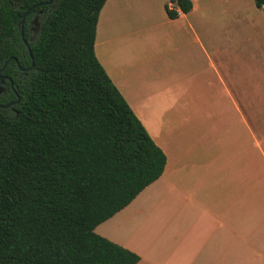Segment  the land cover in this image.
<instances>
[{"label":"crops","instance_id":"1","mask_svg":"<svg viewBox=\"0 0 264 264\" xmlns=\"http://www.w3.org/2000/svg\"><path fill=\"white\" fill-rule=\"evenodd\" d=\"M166 1L107 0L99 16L111 2L119 39L100 41L98 59L167 163L95 231L137 264H264V22L246 0L214 22L201 16L214 0H192L188 13ZM180 30L191 35L184 55L164 69L159 53Z\"/></svg>","mask_w":264,"mask_h":264},{"label":"trees","instance_id":"2","mask_svg":"<svg viewBox=\"0 0 264 264\" xmlns=\"http://www.w3.org/2000/svg\"><path fill=\"white\" fill-rule=\"evenodd\" d=\"M44 1L0 0V69L18 71L12 57L34 63L14 77L17 112L0 109V264H137L95 229L162 176L166 154L96 55L107 0ZM29 10L24 23L43 11L30 50Z\"/></svg>","mask_w":264,"mask_h":264},{"label":"rangeland","instance_id":"3","mask_svg":"<svg viewBox=\"0 0 264 264\" xmlns=\"http://www.w3.org/2000/svg\"><path fill=\"white\" fill-rule=\"evenodd\" d=\"M168 0L166 2H164V7L165 4H167ZM234 0H214L211 2L212 5L215 6V10H213L212 12H207L206 14L201 16H204L205 19L210 20V21H215V18L219 17V13L221 10H223L224 14H223V18L224 20L227 21H231V19L233 18V14H232V4H233ZM111 2H109L107 8L104 10V14L103 16H101V21L98 25V33H97V43H101L100 41H104L105 43H108L107 41L110 39H114L115 40V45H118V39H119V22L117 19V15L113 14L111 15ZM205 4V3H204ZM207 4V3H206ZM246 5V9L248 10V16L251 19L253 17L254 21L256 23L259 22H264V8H258L255 5L254 0H246L245 1ZM210 5V4H209ZM119 6V4H118ZM135 6L134 4L132 5V7ZM163 7L164 11V15H165V9ZM36 14L33 15L32 17L29 18V20L27 21V23H24V26L26 24V28H27V33H28V40L29 42H34L36 41V39L39 36V32H40V23L42 20V16L40 15L38 17V23L37 25L33 22L34 18H35ZM251 21V20H250ZM36 27V30L34 29ZM107 30V35L105 34ZM103 35H106L105 39ZM191 37L190 33L187 32H183V31H176L173 36H172V40L174 42H170L167 43V46L165 47V50L162 53H159V55H163L165 56V60H166V65H164V69L167 68V61L171 58V57H182L184 55V47L183 46V40L185 38H189ZM31 38V39H30ZM109 44V43H108ZM108 44H105L104 46H108ZM102 44L99 45V47L97 46L96 49V53L99 59H101L102 61H104V55L107 53L103 52L102 49ZM99 53V55H98ZM110 53V52H109ZM163 67V66H162Z\"/></svg>","mask_w":264,"mask_h":264},{"label":"flooded vegetation","instance_id":"4","mask_svg":"<svg viewBox=\"0 0 264 264\" xmlns=\"http://www.w3.org/2000/svg\"><path fill=\"white\" fill-rule=\"evenodd\" d=\"M42 13H43V11L39 10L38 14H36V16L33 20V22L36 25L38 23V21H37L38 17ZM34 29L36 30V27ZM27 41L29 43V40H27ZM24 43H25V41H24ZM14 61H16V60H14ZM16 65H17V69H18L19 73H18V71H12L11 75L2 73L4 76V82L3 83L0 82V97L4 100H7L5 103H0V109H7L11 112H17L16 105L21 100V97L19 96V94L17 92V87H16V84L14 82V77L27 75L28 71L31 69L30 68L31 66L30 67L21 66L20 63L18 62V60L16 61ZM10 93H13L15 95V98H11ZM18 99H20V100L18 101ZM16 101H18V102H16ZM8 104H9L8 107H4V105H8Z\"/></svg>","mask_w":264,"mask_h":264},{"label":"water","instance_id":"5","mask_svg":"<svg viewBox=\"0 0 264 264\" xmlns=\"http://www.w3.org/2000/svg\"><path fill=\"white\" fill-rule=\"evenodd\" d=\"M53 1L54 0H46L45 2H41V3H39L38 5H41V4H46V5H48V4H52L53 3ZM29 13H30V10L29 11H27V13L24 15V17L22 18V20H21V24H22V37H24V31H23V26H24V22H25V19H26V17L29 15ZM24 41H25V43L27 44V47H28V49L30 50V46H29V43H28V41L24 38ZM12 59L13 60H16L17 61V58L16 57H12ZM8 63V61H6V63H5V65ZM34 65V63L32 64V66ZM32 66L30 67V68H32ZM3 69H4V67L2 68V69H0V82L1 83H3L4 82V76H3ZM20 99H18V101H19ZM18 101H16V102H18ZM9 106V104L8 105H4V107H8Z\"/></svg>","mask_w":264,"mask_h":264},{"label":"built area","instance_id":"6","mask_svg":"<svg viewBox=\"0 0 264 264\" xmlns=\"http://www.w3.org/2000/svg\"><path fill=\"white\" fill-rule=\"evenodd\" d=\"M171 9H173V8H171Z\"/></svg>","mask_w":264,"mask_h":264}]
</instances>
